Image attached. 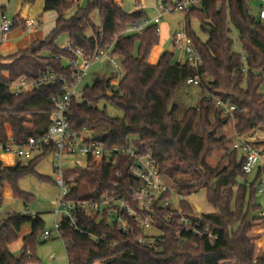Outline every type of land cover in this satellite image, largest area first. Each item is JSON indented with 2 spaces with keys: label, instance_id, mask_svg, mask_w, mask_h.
<instances>
[{
  "label": "trees",
  "instance_id": "obj_1",
  "mask_svg": "<svg viewBox=\"0 0 264 264\" xmlns=\"http://www.w3.org/2000/svg\"><path fill=\"white\" fill-rule=\"evenodd\" d=\"M36 1L23 0V6ZM161 1L166 4L171 0ZM250 1L199 0L186 12L188 33L202 59V81L197 104L183 108L179 106L180 90L189 85L187 80L196 71L188 61L174 62V51L166 50L156 63H150L153 49L160 43L158 25H150L142 33H127L146 14L143 10L126 13L115 0H89L86 7L73 0H45L44 11L57 12L55 26L45 40L12 56L0 55L1 145L21 144L44 135L49 129L54 110L52 99L63 94L62 83L42 85L18 95L9 86L21 78H38L47 70L71 77L72 70L66 60L73 55L56 44L60 35L67 34L74 47L83 50L86 56L94 54L97 48L112 46V54L119 58L123 73L114 72L108 78L98 74L91 85L84 87L67 114L70 130H88L92 139H99L108 148L134 147L142 153L151 152L161 174L179 193L189 195L204 190L207 201L218 211L216 215L194 217L202 225H209L217 235L210 242L192 234H185L187 241L179 239L181 226L177 217L167 219L166 210H160L157 225L162 231L163 248L156 252L138 243L142 228L137 222L131 220L132 231L125 233L116 221L109 220L107 213L90 215L83 210L78 222L82 231L66 219L60 220L59 237L65 243L70 264H264V255L257 253L255 242L257 227L264 226V217L255 215L261 210L257 202L259 176L251 178L244 174L243 158L232 149V138L226 134L231 122L234 132L249 140L264 132L261 92L264 20L250 13ZM76 5L77 10L67 16ZM95 11L101 19L99 25L91 17ZM21 16L13 18L11 29L25 24ZM193 19L201 22L205 39L191 29ZM233 30L238 33L241 52L233 49ZM189 92L186 90L182 95ZM215 98L236 105L240 111L225 114ZM102 102L103 108L99 106ZM106 104L113 105L122 116L109 115ZM97 133L103 136L96 137ZM254 142L259 144L264 140ZM53 150V146L46 147L42 155L27 163L19 159L13 166H4L0 161V207L6 186L24 204L34 200L32 194L19 186L20 180L27 176L54 183L53 177L36 171ZM221 152L226 154L225 164L213 166L209 159ZM132 163L125 155L115 163L90 157L85 167L96 187L84 195L73 187L71 197L97 200L107 194L111 198L130 199ZM248 180H251L249 186ZM182 206L188 216L197 211L188 200ZM26 225H30V231L23 236L22 258L18 259L9 245L18 240ZM45 230V221L39 215L9 214L0 230V264H40L33 250L37 235ZM94 237L104 240L97 242Z\"/></svg>",
  "mask_w": 264,
  "mask_h": 264
},
{
  "label": "built area",
  "instance_id": "obj_2",
  "mask_svg": "<svg viewBox=\"0 0 264 264\" xmlns=\"http://www.w3.org/2000/svg\"><path fill=\"white\" fill-rule=\"evenodd\" d=\"M80 3L82 0H73ZM223 1V0H218ZM199 0H180L170 7L164 4L160 5L162 13L181 11L186 14L190 8L197 4ZM259 18L264 20V0H261ZM139 8H144L140 5ZM154 19L143 18L132 24L127 33H142L148 26L156 24L159 26L163 14ZM25 26L30 30L36 29V19L25 16ZM13 20L1 13L0 19V38L1 42L6 33L11 30ZM159 34V27L157 28ZM174 48L179 49L185 61H188L196 73L191 76L187 83L193 86L201 84V63L202 59L198 53L193 40L188 33L186 21L181 23V29L174 35ZM73 55L66 60V65L71 67V77L59 75L53 70H47L38 78H21L19 81L12 83L9 88L15 94H21L32 91L42 85L60 82L63 85V94L53 97L54 110L52 114V123L47 132L38 137H31L27 142L16 144L9 143L4 146L5 152L13 153L19 159L26 161L32 160L42 155L46 147L53 146L54 150L49 154L52 158L53 179L59 189L56 203L55 215L56 220L51 229H46L43 238L50 240L53 233L60 236V220L66 219L70 225L82 231L79 226L80 212L85 210L87 214L107 213L110 221H116L118 227L125 233L132 231L130 221L137 222L142 228L138 235V243L151 250L159 252L163 248V238L161 228L157 225V216L160 210H166L165 217L172 219L177 217L181 229L178 232L179 239L187 241L185 234L196 235L201 239L213 242L217 235L211 230L209 225H202L201 222L194 219L200 218V211L186 215L182 203L187 200V195L179 193L176 188L168 182L161 174L158 164L151 152L142 153L138 149L131 148H108L99 139H92L88 130L71 131L69 128L68 111L72 106L74 99L81 97L84 85L91 68L97 63H104L114 67L115 72L120 75L123 73L119 58L112 54V46L107 48H97L91 56H86L83 50L75 48L71 41L60 47ZM245 57L243 58V61ZM247 73V67L243 69ZM216 105L220 106L225 114H233L240 111L236 105H231L215 98ZM232 149L237 150L243 158L242 170L245 175L253 178L259 176L257 186L258 194L264 195V146L250 141L246 137L234 132ZM128 156L133 163L129 170L132 179L133 189L129 198H111L107 194L102 195L97 200H81L71 197L72 186L71 178L65 174L66 167L74 165H87L90 157L104 159L107 163H115L122 156ZM82 158L84 161H79ZM83 162V163H82ZM251 180L246 182L249 186ZM264 217V211L259 213ZM156 230L158 233H147L149 230ZM263 235L264 232H259ZM97 242L104 238L94 237ZM70 264V263H68ZM101 264V263H95Z\"/></svg>",
  "mask_w": 264,
  "mask_h": 264
},
{
  "label": "rangeland",
  "instance_id": "obj_3",
  "mask_svg": "<svg viewBox=\"0 0 264 264\" xmlns=\"http://www.w3.org/2000/svg\"><path fill=\"white\" fill-rule=\"evenodd\" d=\"M117 1L121 4L123 10L129 14L137 11L140 5H144L143 10L146 14V18L154 19L162 13L161 9L159 10V5L163 4L161 0H117ZM178 1L179 0H171L164 5L166 7H170L172 4H175ZM88 2L89 0H82L79 3V5L80 7H86ZM21 3H22V7H21ZM261 3H262L261 0H251L248 4L250 11L252 12V14H254L255 17H258ZM36 5H37L36 2L31 5V9L33 12L36 8ZM1 6L5 7L4 13L6 17L10 20H13V18L19 12L20 8L21 10L19 14H22L23 12V2L21 0H0V19H1ZM76 10H77V5L73 7L69 12H67V16H71ZM42 13H43L41 18L42 25L39 30H41L43 34L46 35L49 34L50 31L55 26L57 12L55 10H47V11L42 10ZM91 17L97 25L101 23V19L97 11L92 13ZM184 21H185V13L181 11L165 12L162 15L161 22L158 26L160 43L157 47H154L149 62L150 61L155 62L163 52L168 50L169 46L173 42L174 34L181 29V23ZM190 26L191 29L195 31V33L201 39L206 38V33L201 28V22L198 19H193L191 21ZM231 36L235 40L233 46L234 51L241 52V46L237 39L238 33L235 30H233ZM8 37L12 38V48H13L12 51H24L28 49L29 45H31V44H27L28 46L25 47L24 45L26 41L30 43L32 40H34L35 42L38 38V36L36 37L34 33L29 31L25 32L20 27L15 28L11 32H7L5 38L2 40L3 43L8 41L7 39ZM24 37H26L27 39L22 40ZM45 38L46 37H44L43 40H45ZM68 41H69L68 35L62 34L56 40V44L59 47H61L63 45H66ZM173 48H174V44H173ZM173 61L174 62L183 61V53L179 49H176L174 51ZM114 72L115 69L113 66L104 63H97L91 68L86 80L84 81V85H91L94 81L95 76H97L98 74L108 78ZM186 90L190 91L189 94L182 95L184 92H186ZM261 92L264 94V86L262 87ZM180 95H181L179 100L180 108L189 105H196L201 96L199 87L193 85H188V86L186 85L183 88H181ZM99 106L103 108L104 102L100 103ZM106 109L108 114L113 117L122 116V113L111 104H106ZM7 131L8 133L9 131H11L9 125H7ZM226 134L230 138L234 136V129L232 122L227 126ZM256 140H264V132H258L256 136L250 139V141L252 142ZM258 145L264 146V143H259ZM0 153H5V152L1 150ZM78 160L84 161L82 158H78ZM22 161L23 163H26V160L22 159ZM209 161L213 166H216L218 163L225 164L226 154L224 152L216 153L212 158L209 159ZM50 163H51L50 157H47L45 161L40 165V171L44 173V175L46 176H49V174L51 173ZM88 173H89L88 169L84 165H78V167H76L75 165L73 167L67 166L65 169L66 176L68 178H71L70 185L72 187H77L79 189L80 194L83 195L92 193V189L96 187V184H93V182L89 179ZM50 177H53V173L52 176ZM19 186L28 189V191L33 194L34 200L28 204L30 206V209L34 212L39 213V215L45 221L46 229H51L56 219V215H54L53 213V208H54V199L56 198L59 191L58 187L52 182L40 181L36 176H32V175L21 179L19 182ZM7 190L8 192H10L9 188H7ZM8 192L5 194V201L3 202V205L0 207V230L2 229V223L7 218V216L11 213L12 214L18 213L13 211L21 209L24 205V202L22 200L15 199ZM187 200L195 208L196 207L201 208V211L199 212L200 214H204V215L218 214L217 209L207 201L206 193L204 190H199L198 192L187 195ZM257 202L261 205V210L259 212H256L255 215L264 211V195H260L257 198ZM29 230H30V225L24 226L22 232L19 234L18 240L9 245V250L15 255H17V258L19 253L22 254L21 250L23 247V236L28 234ZM257 231L258 229H256L255 232L257 253L259 255H262L264 254V241H262V238H259V234H257ZM147 233H158V232L156 230L151 229L147 231ZM33 253L35 254V257L38 258L40 264H68L65 243L63 239L57 235L56 232L53 233L52 238L48 241H45L43 238V234L39 232V234L37 235V243L35 245ZM20 258H22V255H20ZM223 264H234V263L229 262Z\"/></svg>",
  "mask_w": 264,
  "mask_h": 264
},
{
  "label": "crops",
  "instance_id": "obj_4",
  "mask_svg": "<svg viewBox=\"0 0 264 264\" xmlns=\"http://www.w3.org/2000/svg\"><path fill=\"white\" fill-rule=\"evenodd\" d=\"M22 2H23V0H21ZM116 2L118 3V4H120L117 0H116ZM36 3H37V5H36V8H35V10H34V12L32 11V9H31V6H29V8H28V11H27V14L24 12V10H25V8L28 6H23V12H22V16H21V21L22 22H24V19H25V16H30V17H33V18H35L36 19V29L35 30H30V29H28L26 26H25V24H22V25H19V26H17V27H20V28H22L23 29V31H29V32H32V33H34V35L37 37L38 36V38H37V40L34 42V40H32L30 43H28V41H24L25 42V47L26 46H28L27 44H31V45H29V47H28V49L30 48V47H32L34 44H36L37 42H40V41H43V38L44 37H47L48 36V34H43V32L41 31V30H39L40 28H41V25H42V22H41V18H42V15H43V13H42V10L44 11V5H45V0H37L36 1ZM120 6H121V4H120ZM21 7H22V3H21ZM122 7V6H121ZM4 9H5V7L4 6H1V13H4ZM144 8H139L138 7V9H137V11L138 10H143ZM20 10H21V8H20ZM20 10H19V12H20ZM159 10H160V5H159ZM144 11V10H143ZM19 12L17 13V15L19 14ZM250 13H251V11H250ZM5 14V13H4ZM16 15V16H17ZM16 27V28H17ZM15 28H13V29H11L9 32H11V31H13ZM175 35V34H174ZM8 39V41H6L5 43H3V41L1 42V45H0V55L1 56H3V57H9V56H12V55H14V54H16V53H18V52H20V51H12L13 50V48H12V38H10V37H8L7 38ZM25 39H27L26 37H24L22 40H25ZM173 41H174V36H173ZM171 44H173V42L171 43ZM158 46V45H157ZM156 46V47H157ZM169 48H170V46H169ZM168 48V49H169ZM27 50V49H26ZM176 49L175 48H173V51H175ZM172 51V52H173ZM157 61V60H156ZM156 61L155 62H151L150 61V63H156ZM182 62H185V57L183 56V61ZM4 76L5 77H8V73L7 72H4ZM9 136H11V131H9ZM234 139V136L232 137V140ZM4 146L5 145H1L0 144V151L2 150V151H4L5 152V150H4ZM48 157H50V160H51V173L49 174V177L50 176H52V173L54 174V170H53V165H52V158H51V156H48ZM47 158V157H46ZM45 158V159H46ZM45 159H43L39 164H38V166L36 167V171L39 173V174H41V175H43V176H46V175H44V173H42L41 171H40V165L45 161ZM18 160H19V158L16 156V155H14L13 153H9V152H5V153H0V161L3 163V165L4 166H13V165H15L17 162H18ZM20 160H22V159H20ZM28 161H26V163H27ZM83 163V162H82ZM7 188H9L8 186H6V189H5V191H4V193H3V196H4V201H5V194L8 192V190H7ZM21 188V190H23L24 192H27V193H30L29 191H28V189H26V188H24V187H20ZM9 191L11 192H8L9 194H11L12 196H13V194H12V191H11V189L9 188ZM30 194H32V193H30ZM58 194H59V191H58ZM58 194H57V196H56V198L54 199V208H53V213H54V215H55V209H56V203H57V198H58ZM33 195V194H32ZM201 211V210H200ZM13 212H18V213H22V214H30V215H32V216H36V215H39V213H37V212H34V211H32L31 209H30V206L28 205V204H24L23 205V207L21 208V209H18V210H15V211H13ZM40 216V215H39ZM42 218V217H41ZM56 220V219H55ZM258 231H257V234H259V232H264V226H261V225H259L258 226ZM30 231V230H29ZM259 238H262V241H264V237H263V235H260L259 234ZM262 255H264V254H262ZM68 263H69V261H68Z\"/></svg>",
  "mask_w": 264,
  "mask_h": 264
},
{
  "label": "water",
  "instance_id": "obj_5",
  "mask_svg": "<svg viewBox=\"0 0 264 264\" xmlns=\"http://www.w3.org/2000/svg\"><path fill=\"white\" fill-rule=\"evenodd\" d=\"M28 8H29V6H27L26 8H25V10H24V12L25 13H27V11H28ZM251 14H252V12H251ZM173 51V44H171L170 45V48L168 49V52H172ZM171 108H172V103L169 105V109L171 110ZM103 136V134L101 133V134H96V137H102ZM197 208V210L198 211H200L201 210V208L200 207H196ZM20 255H22V254H19L18 255V258H20Z\"/></svg>",
  "mask_w": 264,
  "mask_h": 264
}]
</instances>
